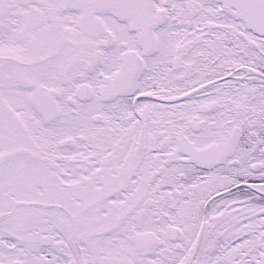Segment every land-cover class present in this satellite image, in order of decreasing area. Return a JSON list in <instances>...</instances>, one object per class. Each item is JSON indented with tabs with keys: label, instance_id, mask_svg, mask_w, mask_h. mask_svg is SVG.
<instances>
[{
	"label": "snow or ice",
	"instance_id": "1",
	"mask_svg": "<svg viewBox=\"0 0 264 264\" xmlns=\"http://www.w3.org/2000/svg\"><path fill=\"white\" fill-rule=\"evenodd\" d=\"M0 264H264V0H0Z\"/></svg>",
	"mask_w": 264,
	"mask_h": 264
}]
</instances>
